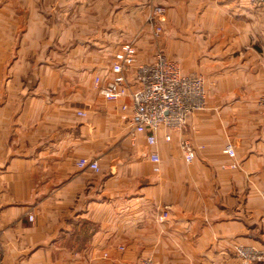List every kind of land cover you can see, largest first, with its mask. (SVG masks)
Returning <instances> with one entry per match:
<instances>
[{
    "label": "crops",
    "instance_id": "1",
    "mask_svg": "<svg viewBox=\"0 0 264 264\" xmlns=\"http://www.w3.org/2000/svg\"><path fill=\"white\" fill-rule=\"evenodd\" d=\"M194 38L213 43L205 69H239V99L210 96L182 129H158L155 172L144 135L131 140L129 98L94 79L111 78L128 40L140 61L158 45L194 69L180 45ZM263 92L264 0H0V264H240L235 245L264 248Z\"/></svg>",
    "mask_w": 264,
    "mask_h": 264
},
{
    "label": "built area",
    "instance_id": "2",
    "mask_svg": "<svg viewBox=\"0 0 264 264\" xmlns=\"http://www.w3.org/2000/svg\"><path fill=\"white\" fill-rule=\"evenodd\" d=\"M163 17V6L153 7L148 15L154 38L160 37L162 33ZM110 71L111 78L104 84H101V77L97 75L94 79L95 85L106 99L129 98L130 103H123L121 108L131 109V140L135 142L137 135H144L148 150H141L139 154L147 157L153 163L152 169L159 172L161 157L155 149L157 131L162 127L182 129L188 117L206 107L204 78L199 74L183 72L178 61L168 57L161 48L156 50L151 61H140L137 47L132 40L121 43L115 51ZM257 104L264 113V92L257 96ZM78 114L85 115V112L78 111ZM165 139L169 140L170 135L165 134ZM180 149L186 161L194 158V148L189 140L182 139ZM223 151L229 157L235 158L236 152L232 143H227ZM76 164L80 168L89 167L97 172L100 170L99 163L94 158L81 157ZM236 165L237 163H232V166ZM262 197L264 205V192ZM28 218L31 219L32 215H28ZM261 219L264 221V209ZM234 253L240 264H258L264 261V248L253 245L237 244ZM130 264L155 263L152 258L143 257Z\"/></svg>",
    "mask_w": 264,
    "mask_h": 264
},
{
    "label": "rangeland",
    "instance_id": "3",
    "mask_svg": "<svg viewBox=\"0 0 264 264\" xmlns=\"http://www.w3.org/2000/svg\"><path fill=\"white\" fill-rule=\"evenodd\" d=\"M212 40L219 41L220 39H212ZM180 41H181L180 45L184 44L185 46L184 49L190 51V52H185L186 53L185 56L189 57V60H186V65L190 61H191L190 63H193V60L194 62H197L199 64L201 61H203L205 52L210 48V45L213 46V43H211L210 45L208 44V40L206 38L180 39ZM157 46L158 45H156V48L158 49L159 47ZM194 54H195V58H194ZM192 55L194 59L192 58L191 60ZM178 63L180 66L182 65L181 62L178 61ZM183 68H185V66H183ZM183 70L186 73H194L203 76L206 98H207L206 105H208L210 96L219 99L220 96L223 95V99L225 100V102L239 99V91L237 92V90H239V69L212 70V69H205L202 64H199L194 69H183ZM235 88L237 89L236 91ZM256 103H257V98H256Z\"/></svg>",
    "mask_w": 264,
    "mask_h": 264
}]
</instances>
